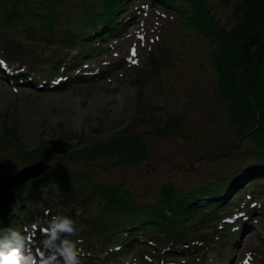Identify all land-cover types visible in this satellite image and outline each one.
Returning <instances> with one entry per match:
<instances>
[{"label":"rangeland","instance_id":"obj_1","mask_svg":"<svg viewBox=\"0 0 264 264\" xmlns=\"http://www.w3.org/2000/svg\"><path fill=\"white\" fill-rule=\"evenodd\" d=\"M80 1L86 3L96 0H68L66 4L74 8V4ZM205 1L222 22L227 25L232 22L235 0ZM136 4V0L130 2L129 9L136 8ZM155 9L161 10L157 7ZM142 18L140 14L135 16L116 36L107 40V43L112 44L104 48L108 53L95 51L82 58L79 67L103 70L94 76L84 77V81L74 77L76 67L69 70L72 80L69 79L55 89L39 90L33 84H15L12 87L0 77V197L15 191L24 183H8L12 173L31 162L18 159L20 148L33 150L42 141L47 144L59 142L66 149L57 152L59 158L47 160L48 165L63 170H79L82 168L80 162H66L62 157L69 148L65 143L72 141L70 147L74 149L123 131L132 119L143 115L140 111L141 103L145 104L146 117L148 115L154 122L163 125L169 114H181V125L171 133L157 135L147 133L150 124L145 120L135 122L129 131L137 132L144 140L147 157L135 165H111L108 168L93 166L90 168L93 179L104 183L121 182L129 192L128 197H132L134 202H141L153 200L163 182L170 181L185 190L215 182L222 176L234 173L230 182L235 183L242 175L249 173L245 165L252 160L249 151L255 148L256 142L249 135L239 137L235 129L224 120V102L215 89L216 74L209 64L205 39L185 25H180L173 15L165 14L158 21L155 18L140 21ZM29 45L43 54L53 49L54 42ZM133 47L134 51L131 52ZM148 60L152 61L150 65ZM107 63L110 65L105 66ZM8 65L11 68L18 66V70L27 74L28 68L25 65L9 61ZM5 70L10 72L11 69L6 67ZM58 71L60 73L61 68ZM29 75L39 77L35 72ZM72 134L83 135V143L79 139H70ZM230 143L232 148L228 150L226 145ZM219 150H223L222 155L214 154ZM38 158L40 156L36 155L32 160ZM260 180L254 186L248 185L246 192L252 193L255 190L260 195L259 192L264 191V179ZM249 181L250 178L244 179L233 186L228 197ZM92 190L89 196L85 193L86 198L83 196L76 200L57 183L40 190L37 194L45 198V201L36 206L35 203H29L35 211L26 221L19 220L22 226L20 230H26L32 235L33 246L37 245L35 248L38 250L44 235L43 225L46 226L51 216L57 214L55 207L58 203L65 205L75 219L84 212L101 215L100 209L106 202L102 199L104 195L97 192L96 187ZM235 197L227 214L236 210L237 201L243 202L245 192ZM199 201L204 203L206 200L200 198ZM253 218L250 220L249 233H241L237 239L230 233L215 229V226L205 231L199 227L196 234L205 239L201 243L202 250L198 257L184 243L174 245L178 251L169 255L159 251V260L153 262L221 264L220 258L224 257L222 264H246V260L249 264H264V218ZM222 220L220 217L215 220L217 226ZM13 227L18 228L19 225ZM75 227L76 231L70 234L72 239L81 224L78 222ZM142 235L138 234L137 238H143ZM98 252L94 254H104V251ZM124 252L117 259L99 257V260L103 259L100 263L93 259L95 255L81 253L84 257L80 261L81 264H91L92 259L95 262L93 264H132L134 260L139 264L146 262L135 255L138 254L135 248ZM153 253L158 254L156 249ZM126 254L128 256L124 257Z\"/></svg>","mask_w":264,"mask_h":264},{"label":"trees","instance_id":"obj_2","mask_svg":"<svg viewBox=\"0 0 264 264\" xmlns=\"http://www.w3.org/2000/svg\"><path fill=\"white\" fill-rule=\"evenodd\" d=\"M67 1L0 0V51L12 63L27 66V74H21L25 83H28L26 76L31 72L44 82L69 74V70L76 67L84 56L95 51L99 53L104 41L116 36L139 14L155 20L164 14H172L180 25H185L207 42L209 64L216 74L215 89L224 102V120L239 137L249 135L256 142L255 148L249 151L252 160L245 165L249 173L235 183L230 182L234 173L185 190L170 181L163 182L153 200L141 202L132 201L121 182L104 183L93 179L90 172L93 166L135 165L147 157L144 140L137 132L129 131L135 122L145 120L150 124L147 133L157 135L171 133L181 125V114H169L163 125L154 122L148 115L146 117L145 104L141 103L143 115L132 119L123 131L74 149L70 147L72 141L65 143L69 148L62 157L66 162H80L81 169L70 171L51 166L19 185L15 191L1 196V226L19 225V220L29 219L35 211L31 204L40 198L37 193L55 183L67 190L74 200L86 198V192L89 196L93 187L104 195L102 199L106 202L100 209L101 215L81 214L78 220L81 228L73 238L79 240L81 253L94 255L104 251V254L95 256L99 263V257L117 259L124 251L136 247L143 249L141 255L146 254L158 261L160 252L168 255L177 251L174 245L185 242L198 257L202 248L197 243L205 239L197 236L199 227L205 230L215 226V229L230 233L237 239L251 228L253 216V219L264 218V202L261 201L264 191L259 192L260 195L255 190L246 192L248 185L254 186L261 181L260 178L264 179V0H235L232 22L228 25L214 15L205 0H136V8L131 9L129 3L134 0L80 1L74 4V8L67 6ZM155 7L161 10L154 13L158 11ZM42 42H54L53 49L42 54L29 45ZM150 62L148 60L149 65ZM0 76L6 79L1 68ZM15 83L21 82L15 80ZM71 138L77 141L83 139V135L72 134ZM231 145H226L228 150ZM65 149L59 142L47 144L42 141L33 150L20 148L17 157L33 161L32 158L39 155L38 159L51 160L59 158L57 152ZM222 151L214 154L222 155ZM249 178L245 186L228 197L233 186ZM244 192L243 202L236 205L231 214L240 210L244 213L234 217L233 221L222 220L217 226L216 219L230 215L227 212L234 204V196L236 199ZM200 198L206 201L200 203ZM55 212L72 216L65 205H57ZM141 233L143 238L138 239L137 235ZM155 249L158 254L153 253Z\"/></svg>","mask_w":264,"mask_h":264},{"label":"clouds","instance_id":"obj_3","mask_svg":"<svg viewBox=\"0 0 264 264\" xmlns=\"http://www.w3.org/2000/svg\"><path fill=\"white\" fill-rule=\"evenodd\" d=\"M75 225L70 215H52L42 229L38 250L26 230L0 226V264H81L79 240L70 238Z\"/></svg>","mask_w":264,"mask_h":264},{"label":"bare ground","instance_id":"obj_4","mask_svg":"<svg viewBox=\"0 0 264 264\" xmlns=\"http://www.w3.org/2000/svg\"><path fill=\"white\" fill-rule=\"evenodd\" d=\"M156 12H159V11H156ZM147 16V15H146ZM144 19H146V17H144V16H142ZM162 19V18H161ZM109 45H112V44H110V43H107V40L106 41H104V43H103V45H102V49L100 50V52L103 50V51H106V49L107 48H109ZM104 48H106L105 50H104ZM99 52V53H100ZM106 53H108L107 51H106ZM105 66H108V63L107 64H104ZM80 68H82V67H79V70H77L74 74H75V76L74 77H77V79L79 80V81H84L85 80V78L84 77H86V76H94L95 74H97V73H100L101 71H103V70H101V68H96V69H93L92 71H91V74H89V73H87V72H83ZM72 77L70 76V74H68L67 73V75H62L58 80H56V81H52V82H44V81H39V82H37V85H36V87L35 88H37V89H47V87L48 88H58V87H60V86H62V84H64V82H68L69 81V79L70 80H72L71 79ZM15 80H17V81H19V82H21V83H24L25 84V79H12L11 80V82H10V85L13 87L16 83H15ZM44 201H45V198H43V197H40L38 200H37V202L35 203V206L36 205H38V204H40V203H44ZM240 204V202L239 201H237L236 202V205H239ZM230 215H232V214H230ZM207 242H208V240H207ZM142 263L143 264H145V263H147V262H144V261H142ZM148 264H150L149 262H148Z\"/></svg>","mask_w":264,"mask_h":264},{"label":"water","instance_id":"obj_5","mask_svg":"<svg viewBox=\"0 0 264 264\" xmlns=\"http://www.w3.org/2000/svg\"><path fill=\"white\" fill-rule=\"evenodd\" d=\"M48 167V162L43 160L31 161L24 166L20 167L8 179L10 184H20L28 179L39 175Z\"/></svg>","mask_w":264,"mask_h":264},{"label":"snow or ice","instance_id":"obj_6","mask_svg":"<svg viewBox=\"0 0 264 264\" xmlns=\"http://www.w3.org/2000/svg\"><path fill=\"white\" fill-rule=\"evenodd\" d=\"M5 62L3 60H0V65H3ZM246 264H247V260H246Z\"/></svg>","mask_w":264,"mask_h":264}]
</instances>
